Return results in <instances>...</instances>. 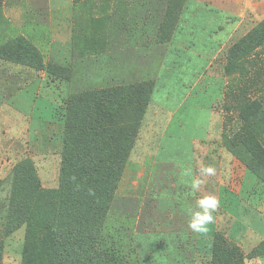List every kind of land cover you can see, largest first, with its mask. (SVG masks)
<instances>
[{"label":"rangeland","instance_id":"rangeland-1","mask_svg":"<svg viewBox=\"0 0 264 264\" xmlns=\"http://www.w3.org/2000/svg\"><path fill=\"white\" fill-rule=\"evenodd\" d=\"M189 1L0 0V264H78L74 250L59 258L44 242H27V223L11 210L15 193L21 203L20 187L34 184V175L46 190L60 187L68 122L86 133L75 141L76 149L110 168L109 185H95L101 196L95 203L105 204L96 232L105 256L84 264H178L174 236L156 231L157 224L154 232H145L153 216L147 200L184 193L153 194L152 186L173 180L154 172L150 159L136 161L131 154L137 141L152 134L149 103L174 112L162 143L167 154H180L189 149L181 139L205 136L214 100L221 123L211 132L214 138L198 147L196 179L233 192L227 194L233 195V212L243 215L250 234L244 248L229 236L235 217L219 201L218 229L201 248L210 255L195 259L188 241L183 260L264 261V0H196L204 9L234 14L233 34L217 48L206 36L213 29L215 38L225 27L207 28L201 17L193 25L199 40L190 42L195 28L186 27L173 43ZM103 90L113 106L103 113L113 121L133 117L129 127L135 132L115 183L116 145L119 151L124 127L89 138L90 117L100 112L96 101ZM111 142L113 152L110 146L102 152ZM209 165L215 175H202L200 169Z\"/></svg>","mask_w":264,"mask_h":264},{"label":"trees","instance_id":"trees-1","mask_svg":"<svg viewBox=\"0 0 264 264\" xmlns=\"http://www.w3.org/2000/svg\"><path fill=\"white\" fill-rule=\"evenodd\" d=\"M108 94L110 93L106 90L99 94L96 102L100 112L90 117L89 138H95L99 133L111 135L114 127L118 125L124 127L119 138V151L116 145V174L111 182L115 183L119 177L118 171L124 168L127 161L135 132L129 127L133 117L113 121L103 113L105 109H113V106L108 104L106 98ZM85 134L79 126L68 122L60 187L46 190L41 186L39 178L34 175L32 179L34 184L28 182L26 186L20 187L19 191L23 194L21 203H16L15 193L11 209L17 220L27 223V242H44L49 249L57 251L59 258L70 256L74 250L78 256V264H84L85 260L98 262L105 256L98 250L96 244V232L103 216L104 201L95 203L101 199L98 192H95V185L98 187L101 182L109 185L107 172L110 171L109 167L103 169L99 162L89 156L90 154L76 149L75 141L81 142ZM112 144L113 142L106 144L101 151L110 146L109 153H112ZM110 194L111 192L104 194L105 199L110 197ZM42 231L47 232L46 237Z\"/></svg>","mask_w":264,"mask_h":264},{"label":"crops","instance_id":"crops-1","mask_svg":"<svg viewBox=\"0 0 264 264\" xmlns=\"http://www.w3.org/2000/svg\"><path fill=\"white\" fill-rule=\"evenodd\" d=\"M198 17L203 18V23H206V27L208 28L209 24L216 25L219 29L224 28L225 30L220 31L219 35H216L215 38L211 35V33L217 34L212 27V31L209 29V32L206 36V40L209 41V43H213L214 47L217 48L218 44H221L228 36L233 34L234 30V14L227 12L225 13L221 9L212 10V9H204L201 6L198 5V1H189L187 4V8L184 11V16L181 21V24L179 25V28L177 29L174 41L177 40L179 37L177 34L180 32V28L183 30L186 27L195 28V23L198 21ZM220 17H222V20H220ZM230 17L229 22H227V18ZM219 18V19H218ZM224 18L225 22H224ZM201 20V21H202ZM227 27H230L228 31ZM195 31H192L193 34L190 42L197 41L198 33ZM230 32V33H229ZM229 33V35H228ZM180 34V33H179ZM182 35V34H181ZM182 37V36H181ZM199 40V39H198ZM206 40L202 39V41L205 43ZM185 48V47H183ZM203 75H199L198 78L201 79ZM199 81V80H198ZM195 85V84H194ZM204 90H207L208 88L204 87ZM215 91V90H214ZM217 94L219 93V90L215 91ZM218 96V95H217ZM215 100L211 101L208 105V111L211 114V118L209 120V123L207 125V131L205 133V136L201 137H192L188 140H182L187 143L186 145L189 146L188 151L183 153L173 152L171 154H167L165 150H163V139L166 136V131L170 126V122L173 118V111L169 110L168 113L166 112V109L164 106L161 105H154L151 106L149 103L147 107V125L150 126L152 129V134L148 135L144 141L139 140L137 141V145L135 146L133 152H132V159L136 161H141L144 158L150 159L153 163L154 172L155 169L157 172H162L160 176H168L170 177V181L173 180L172 184H168L166 182L162 183V185H154L151 187V191L153 194H159V193H173L178 192L179 194L184 193V195H180L176 197L175 199H171V197H163L160 199L157 195H153L152 197H149V200H147V203L151 204V209L153 212V216L148 217L147 225L145 232L150 233L154 232V225H159L160 231L162 233L170 234L172 237L174 236L175 241H178L177 245H175V248L177 249V254L172 256L177 257L178 264H197L199 259L208 257L210 255L209 250H201L202 247H207V244L209 245L212 242L213 239V232H216L218 229V208L213 213L214 216V223L209 225V230L206 233H195L191 229L188 228V215L186 214V209L189 207H193L196 204V201L205 195H215L218 199V201H224L226 206V212L229 214H233L235 217V220L233 224L231 225L232 228L229 232V236L237 241L238 243L242 244V247L244 248V241H246L247 238H245L246 234H250L248 225L245 224V220L243 219V215H236L233 212V195L228 196V193H233L227 188H223V186H217L213 184H201L199 189L194 191L191 187L192 181L197 178L198 171H199V165L197 163L198 152L203 143L204 139L211 140L213 137V133L211 134L212 130H216L219 128L221 120L220 116L215 112ZM155 107V108H154ZM161 107V108H160ZM150 109H153V119L150 118ZM162 109L163 111L159 110ZM173 112V113H172ZM158 114H161V120L158 119ZM217 116V117H216ZM155 131V132H154ZM158 131V132H156ZM160 131V132H159ZM179 141V140H178ZM139 142V143H138ZM144 142V143H143ZM144 147V148H143ZM168 171V173L166 172ZM156 176L158 174H155ZM222 193H226L224 196ZM229 203V204H228ZM158 210H162V212H158ZM139 233V232H137ZM259 234V233H258ZM193 243V249L195 250L193 252V256H195V262H187L183 260V257L185 256V252H187V245ZM183 244V245H182ZM180 245L183 246V249H181ZM185 250V251H182ZM190 250V249H189ZM209 252V253H208ZM168 255V253L166 254ZM171 255V254H170ZM264 264V261L257 257L255 259H252L250 261H247L246 264Z\"/></svg>","mask_w":264,"mask_h":264},{"label":"clouds","instance_id":"clouds-1","mask_svg":"<svg viewBox=\"0 0 264 264\" xmlns=\"http://www.w3.org/2000/svg\"><path fill=\"white\" fill-rule=\"evenodd\" d=\"M216 169L214 166H205L200 169L202 175L213 176ZM203 181L194 179L191 187L194 191L198 190ZM219 201L215 195H205L196 201L193 207L186 209L188 215V228L195 233H206L209 230V225L214 223L213 213L217 210Z\"/></svg>","mask_w":264,"mask_h":264}]
</instances>
